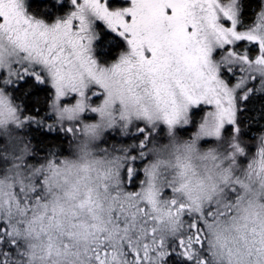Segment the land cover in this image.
<instances>
[{
  "label": "snow or ice",
  "instance_id": "1",
  "mask_svg": "<svg viewBox=\"0 0 264 264\" xmlns=\"http://www.w3.org/2000/svg\"><path fill=\"white\" fill-rule=\"evenodd\" d=\"M72 3L75 10L66 19L48 24L27 15L24 0H0V130L19 143L23 138L15 135L17 129L30 121L45 123L26 115L14 98L28 81L12 86L27 77L53 89L48 106L54 118L47 127L59 126L86 140L109 130L124 136L134 133L131 143L113 144L111 151L105 148L102 159L90 157L88 144H81L85 162L80 167L95 173L96 185L78 207L93 203L102 190L114 205L111 221L92 225L83 245L75 243L67 229L55 240L44 230V221H54L61 195L72 194H57L50 187L49 177L60 175L58 161L45 157L46 164L29 163L27 158L28 162L15 164L14 174L6 178L11 181V194L0 201V208H7L6 213L0 211V223L5 225L0 240L6 239L18 255H24L20 249L38 225L44 235L42 252L51 253L58 245L63 254L83 257L87 264H168L175 249L169 248L170 239L158 225L167 218L174 232L186 218L188 234L174 239L180 254L190 264H208L202 233L205 225L211 227L207 218H214V210L202 205L211 196H194L186 179L162 190L169 184L163 179L164 169L182 130L194 129L183 146L186 152L205 138L231 140L233 154L244 152L238 102L254 91H264V7L251 24L241 27L240 0H132L130 7L116 11L109 9L107 0ZM93 18L103 20L128 42L129 51L110 66L99 63L93 54ZM241 41L258 46V51L247 46L241 50ZM258 78L259 88L250 87ZM201 106H205L202 112ZM89 114L95 118L89 119ZM227 125L234 126L235 135L225 136ZM19 151L14 159L23 161L27 145ZM258 154L264 168V148ZM177 160L180 176L186 178L191 164ZM137 161H145L138 188L130 187L141 171ZM25 192L31 195L21 199ZM181 194L183 198L177 199ZM78 220L74 215L72 224ZM27 248L35 257L36 245ZM228 253L231 256L232 250ZM238 254L264 264V235L244 234Z\"/></svg>",
  "mask_w": 264,
  "mask_h": 264
},
{
  "label": "clouds",
  "instance_id": "2",
  "mask_svg": "<svg viewBox=\"0 0 264 264\" xmlns=\"http://www.w3.org/2000/svg\"><path fill=\"white\" fill-rule=\"evenodd\" d=\"M15 135L19 136L17 133ZM0 136H4L8 142L6 145L0 146V156L9 161L0 171V181H4V183H0V201H6L11 194V181L6 178L14 174L13 166L15 164L28 162L27 158L34 154V146L26 137L19 143L11 140L9 134L3 130H0ZM105 138V134H101L95 140H86L80 134L72 135L67 154L53 153L48 156V159L58 161L60 166L59 177H49L51 189L57 194L64 191L72 194L69 197L61 195V204L56 209L54 221H44V230L57 241L67 229L72 231L74 242L83 245L88 239L92 225L100 227L111 221L114 205L102 190L99 197H94L93 203L83 208L78 207L79 201L84 199L86 193L93 190L96 185L95 173L89 174L80 167L85 162L82 160L81 144H88L90 157L95 156L96 159H102L107 155L103 150L108 148L111 151L113 147V144L102 143ZM188 140L189 136L177 135L176 145L170 152L169 164L164 169L166 176L163 179H167L169 184L164 185L162 190L172 184L184 182L186 179L194 196H211V200L205 198L202 205L205 209L211 207L214 210V218H207L211 227L205 225V230L202 233L206 245L204 258L208 260V264H255L254 258L250 262L247 256L239 255L238 250L243 246L244 234L252 236L254 231L257 237L264 235V168L261 167L258 154L259 150L264 148V130L257 132L254 140L240 137L239 142L244 148L243 153L233 154L232 141L223 138L215 139V143L208 146L197 143L192 151L186 152L183 146ZM24 145H27L28 151L23 153V161L14 159L21 155L19 149ZM250 145L255 146L254 151L249 150ZM177 157H180L179 162H190L191 164L186 178L180 176L181 170L177 167ZM29 163L35 162L30 161ZM40 163L46 164L45 159L42 158ZM237 179L244 187L237 184ZM237 194L240 196L238 202ZM24 195L30 196L31 193H22L21 199ZM42 195L47 196L48 193L43 192ZM182 198V194L177 196V199ZM49 199L51 200V197ZM185 202L188 201L185 200ZM0 211L6 213L7 208H0ZM74 215H78L79 220L73 225L72 217ZM193 219H197V217L194 216ZM199 219L203 221L205 218L200 217ZM158 227L166 239L178 240L188 234L190 224L186 218H182V223L173 232L165 218ZM43 241V232L38 225L33 226V231L27 234L25 248L20 249L24 255L0 256V261L8 259L10 264H21V262L22 264H87L83 257L74 259L70 254H63L58 245L51 253H48L47 250L42 252L40 245ZM27 244L36 245L35 257L30 255L31 250L27 248ZM229 249L232 250L231 256L228 253Z\"/></svg>",
  "mask_w": 264,
  "mask_h": 264
},
{
  "label": "trees",
  "instance_id": "3",
  "mask_svg": "<svg viewBox=\"0 0 264 264\" xmlns=\"http://www.w3.org/2000/svg\"><path fill=\"white\" fill-rule=\"evenodd\" d=\"M110 7L113 8H125L126 1L124 0H108ZM241 20L245 21L242 26L251 24L256 13L261 9V0H242L241 1ZM67 7V2L63 3V6H58L55 0H32L31 4L28 6V12L37 17H42L50 20L55 15H62ZM109 7V6H108ZM110 9V8H109ZM98 35V47L96 49V54L102 62H112L116 56L125 52V39L120 35H115L114 32L110 31L102 23H97ZM99 45L105 48V51H100ZM247 46L249 51H258L253 48V45H248L242 42L239 47L244 49ZM101 48V49H102ZM28 81V86L22 92L14 93V98L17 103L22 107L23 112L26 115H33L43 120L45 123H37L35 121L28 122L25 127L17 129L16 133L20 137H26L31 144L34 146V154L28 157L29 161L40 162L42 158L50 156L53 153L57 155L67 154L70 147V141L72 139L71 133H66L62 128L56 126L55 128L47 127V123H51L54 114L49 110L48 101L51 99L53 89L50 84H40L36 82L34 78L29 81V78L19 81L17 85L12 87L18 88L19 85H23ZM32 85H35L33 87ZM250 87L259 88V78L250 84ZM239 112H238V123L241 127V137L247 138L249 140L255 139V134L259 131L264 130V91H254L249 95L247 100L241 99L239 102ZM203 108L198 109V111H203ZM89 119L95 118L94 115L89 116ZM229 126L225 130V136L235 135L234 126ZM190 130H182L181 134L184 136H189ZM106 138L102 141L105 145L110 144H120V143H131L134 139V134L131 136H124L116 132H107ZM4 136H0V146L6 145ZM215 143V138H205L202 141L203 146H208ZM6 150V149H2ZM250 151L255 150L254 145L249 146ZM9 163L6 159L0 156V171H2L5 166ZM145 161H137V167L141 169L139 171L137 178L135 179L134 185L130 187L138 188L140 186V181L143 179L142 167ZM5 227L3 223H0V230ZM2 235V231H0ZM169 248L175 249L171 252L168 258V264H190L181 254L178 248V241L170 239ZM4 253H10L13 256H17V248L11 245L10 242L5 240H0V256Z\"/></svg>",
  "mask_w": 264,
  "mask_h": 264
},
{
  "label": "rangeland",
  "instance_id": "4",
  "mask_svg": "<svg viewBox=\"0 0 264 264\" xmlns=\"http://www.w3.org/2000/svg\"><path fill=\"white\" fill-rule=\"evenodd\" d=\"M124 1H126V6H125V8H127V7H130L131 6V3H132V0H124ZM242 0H240V3L242 4V2H241ZM31 2H32V0H24V4H25V9H26V14L27 15H31V16H33L34 18H36V19H42V20H44L46 23H48V24H52V23H55L57 20H64V19H66L70 14H71V12L72 11H74L75 10V5L72 3V0H55V3H57V5L58 6H63V3L64 2H67V7L65 8V11H64V13L62 14V15H55L53 18H51L50 20H47V19H45V18H42V17H37V16H35V15H32V14H30L29 12H28V8H27V5L29 6L30 4H31ZM261 7H264V0H261ZM107 6H109V8H110V10H112V11H116V10H122V8H113V7H110V4H109V2H108V0H107ZM125 8H123V9H125ZM242 9V8H241ZM242 18V17H241ZM94 19V24H93V29H94V31H95V33H96V39L94 40V42H93V54H94V56L98 59V62L99 63H101V64H104L105 66H110L111 65V63H113V62H115V61H117L119 58H120V56H121V54H119L118 56H116L115 58H114V60L112 61V62H102L100 59H99V57H98V55L96 54V49H97V47H98V37H99V35H98V33H99V31L97 30V23H102V24H104L105 25V27H107L108 29H110V31L112 32H114V34L115 35H119V32L118 31H114L113 29H111L110 27H108V25L103 21V20H100V19H96V18H93ZM245 21H242V24H241V27H243L242 25H243V23H244ZM125 39V38H124ZM242 42H244V43H247L248 44V42L247 41H241V42H238V47H239V45H241L242 44ZM125 48H127L128 47V49H126L125 50V52H127V51H129V45H128V42H127V40L125 39ZM249 45V44H248ZM250 46V45H249ZM102 48V46L101 45H99V49H100V51H105V48L103 49H101ZM253 48L256 50H258V46H253ZM241 50H243V49H241ZM124 52V53H125ZM229 75H231V74H229ZM233 80L235 79V77L234 76H232L231 77ZM95 99V98H94ZM201 108H203L204 110H205V106H201ZM91 115H94V114H89V116H91ZM228 127L229 126H226V128H225V130H227L228 129ZM108 132H116V131H112V130H109ZM134 134V133H133ZM133 134H131V136L133 135ZM135 135V134H134Z\"/></svg>",
  "mask_w": 264,
  "mask_h": 264
}]
</instances>
